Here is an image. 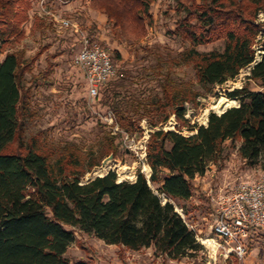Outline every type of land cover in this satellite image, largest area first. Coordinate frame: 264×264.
Wrapping results in <instances>:
<instances>
[{
    "label": "trees",
    "instance_id": "obj_1",
    "mask_svg": "<svg viewBox=\"0 0 264 264\" xmlns=\"http://www.w3.org/2000/svg\"><path fill=\"white\" fill-rule=\"evenodd\" d=\"M89 1L130 43L145 36L152 25L153 0ZM29 6L30 0H0V264H95L64 255L75 239L74 228L111 245L132 250L152 247L154 253L174 260L197 252L201 244L171 200L192 197L191 180L220 159L227 140L239 141L234 146L246 165L264 168V91L236 87L228 94L238 98L239 105L221 114L210 111L207 124L191 125L185 117V103L194 104L202 91L187 83L177 85L165 75L159 80V93L142 101L124 83L123 70L118 69L100 87L98 98L111 109L124 132H141L138 122L150 113L155 116L150 126L156 127L174 114L191 134L169 128L151 131L145 148L149 178L138 171L134 180H119L116 171L109 170L82 181L83 166L89 169L98 164L94 156L85 159L68 150L52 158V147L44 149L37 137H31L27 145L18 141L15 149H8L18 138L19 114L28 92L23 86L25 73H32L38 55L24 58L22 51L5 48L23 35L21 23L28 18ZM174 9L182 13L175 22L176 36L193 45L224 41L221 50L200 51L192 46L180 53L178 62L194 67L203 90L249 66L256 46L263 53L250 67L248 77L264 86V18L257 20L264 0H175ZM112 54L115 60L121 58L116 50ZM34 77L44 79L46 74ZM139 110L143 114L135 118ZM120 135H110L102 155L116 151L114 139Z\"/></svg>",
    "mask_w": 264,
    "mask_h": 264
},
{
    "label": "rangeland",
    "instance_id": "obj_2",
    "mask_svg": "<svg viewBox=\"0 0 264 264\" xmlns=\"http://www.w3.org/2000/svg\"><path fill=\"white\" fill-rule=\"evenodd\" d=\"M68 4L66 7L63 2L59 3L57 0H45L44 4H41V0H30L28 18L21 23L23 35L12 45H6L5 51L20 50L24 58L38 55L32 73H25L23 86L28 92L25 105L19 114V140L16 138L9 150L15 149L18 141L27 145L31 137H37L41 147H52V158L59 152L68 150L77 152L85 159L91 156L97 158L98 164L95 166L89 169L86 165L83 166L84 172L80 177L82 181L95 177V168L101 166H105L102 174L114 170L119 180H133L138 171H142L147 178L151 174V170L147 173L143 169V163H146V143L151 131L169 128L181 129L187 135L190 132L186 126L178 123L174 114H170L165 122L152 127L148 123L151 119L154 120L155 116L147 113L138 122L141 132L132 135L118 126L115 115L113 122L109 119L106 121L107 110L111 109H106L99 103L98 95L93 100L86 96V81L82 70L74 62L79 46L77 33L73 36L72 29L55 28L56 14L69 17L84 30L91 32L108 49L112 57V51L116 50L121 54L119 60L113 58L116 69L123 70L124 83L135 95H139L142 101H148L159 93V80L165 75L177 85L187 83L202 91L194 104L185 103V117L191 125L206 124L208 113L213 110L216 100L222 96L231 98L228 92L236 87L247 86L249 89L264 91V86L259 80L248 77L250 67L261 58V46L255 47L254 61L240 69L235 77L207 91L200 87L194 67L178 62L181 51L192 46L200 51L213 48L221 50L224 41L220 39L193 45L190 41L176 36L175 22L182 13L174 9L175 0H153L150 5L152 25L148 26L146 35L134 43L122 39L112 29L107 15L92 8L106 17L105 23L97 27L93 23V13L89 10V0H69ZM263 18L264 10L257 13V20L261 21ZM40 24L44 27L41 28ZM40 72L46 74V78H33L34 74ZM236 100L239 102L238 98ZM141 114L143 112L139 110L135 118ZM117 132L122 135L114 139L116 151L102 155V146L107 144L112 133ZM234 144L238 145L239 141ZM234 144L230 140L225 141L220 159L210 163L205 174L197 175L191 180L193 191L190 199L182 202L172 200L176 210L183 214L187 225L194 231L195 238L201 244L197 252L174 260L166 255L154 253L152 247L132 250L119 244L111 245L94 234L74 228L75 239L64 255L71 260L88 259L95 264H264L262 228L253 232L246 245L247 253L242 260L236 259L232 254L226 255L217 248L213 252L212 247L203 241L214 237L213 209L207 194L211 190L215 193L230 191L241 180H254L264 176V168L260 164L250 166L244 163ZM125 166L133 167V177L129 178L119 171V167ZM150 184L155 188L154 183ZM159 195L162 197V194ZM162 198L165 202V197ZM181 207L183 211L180 210Z\"/></svg>",
    "mask_w": 264,
    "mask_h": 264
},
{
    "label": "built area",
    "instance_id": "obj_3",
    "mask_svg": "<svg viewBox=\"0 0 264 264\" xmlns=\"http://www.w3.org/2000/svg\"><path fill=\"white\" fill-rule=\"evenodd\" d=\"M57 1L65 3L69 0ZM44 2L45 0H41V4ZM55 19V28H68L77 33L79 46L74 62L82 70L86 81V96L93 100L100 87L117 75L118 69L112 55L101 41L69 17L56 14ZM107 112L105 120L113 122L114 113L111 110ZM207 195L213 209L212 238L217 243L216 248L242 260L247 253V242L255 229H264V176L254 180H241L230 191L215 193L211 190ZM166 200L168 199L165 197Z\"/></svg>",
    "mask_w": 264,
    "mask_h": 264
},
{
    "label": "bare ground",
    "instance_id": "obj_4",
    "mask_svg": "<svg viewBox=\"0 0 264 264\" xmlns=\"http://www.w3.org/2000/svg\"><path fill=\"white\" fill-rule=\"evenodd\" d=\"M236 104H237V100L236 99L222 96L221 98H219L218 100H216L215 105L212 107V109L215 112L220 113L224 109H226L227 107L232 106V105H236ZM188 134H190V132ZM104 167L101 166L99 168H95V171L93 173L94 174L95 173L102 174ZM118 169H119L120 172L125 173V175H127L129 178L133 177V171H134V169H133L132 166H125L124 168L123 167H119ZM143 169H145V171L147 173H149V171H147L148 169L146 168L145 163H143ZM203 241L205 243H207L209 246H211L212 247V251L214 252V249L217 246V243L215 242V239L214 238H212V239L211 238H206Z\"/></svg>",
    "mask_w": 264,
    "mask_h": 264
},
{
    "label": "crops",
    "instance_id": "obj_5",
    "mask_svg": "<svg viewBox=\"0 0 264 264\" xmlns=\"http://www.w3.org/2000/svg\"><path fill=\"white\" fill-rule=\"evenodd\" d=\"M64 4L66 5V7H68V5H69L68 2H65ZM89 10L93 13V23H95V25L97 27H101L100 25L102 23H105L106 17L103 16V15H101L100 13H98L97 11H95L94 9H92V7H90ZM97 38L102 39L101 36H97Z\"/></svg>",
    "mask_w": 264,
    "mask_h": 264
},
{
    "label": "water",
    "instance_id": "obj_6",
    "mask_svg": "<svg viewBox=\"0 0 264 264\" xmlns=\"http://www.w3.org/2000/svg\"><path fill=\"white\" fill-rule=\"evenodd\" d=\"M256 62V61H255ZM237 105H239V102H237V104L236 105H232V106H229V107H227L226 109H224L222 112H220L219 114H221V113H223L225 110H227L228 108H230V107H235V106H237ZM213 112H215L214 110H212ZM216 113H218V112H216ZM208 118V117H207ZM207 124V123H206ZM105 161L106 160H104V162L103 163H105ZM97 175H99V176H102V175H104V174H97ZM96 176V175H95ZM94 178V177H93ZM92 178H89L87 181H89V180H91ZM120 180H123V179H120ZM134 180V179H133ZM150 183V182H149ZM166 201H168V200H166ZM165 201V202H166Z\"/></svg>",
    "mask_w": 264,
    "mask_h": 264
}]
</instances>
